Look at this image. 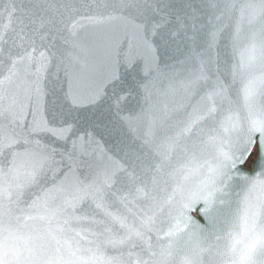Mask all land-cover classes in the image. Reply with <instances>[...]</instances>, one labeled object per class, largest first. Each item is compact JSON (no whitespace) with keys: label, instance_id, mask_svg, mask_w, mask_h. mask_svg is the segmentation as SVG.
Masks as SVG:
<instances>
[{"label":"snow or ice","instance_id":"6c2138e0","mask_svg":"<svg viewBox=\"0 0 264 264\" xmlns=\"http://www.w3.org/2000/svg\"><path fill=\"white\" fill-rule=\"evenodd\" d=\"M202 3L5 5L0 264H264V0Z\"/></svg>","mask_w":264,"mask_h":264},{"label":"water","instance_id":"95a60500","mask_svg":"<svg viewBox=\"0 0 264 264\" xmlns=\"http://www.w3.org/2000/svg\"><path fill=\"white\" fill-rule=\"evenodd\" d=\"M17 5L23 4L24 6H30V4L32 3V0H15ZM190 2L193 4L194 8H203L204 5L202 3V0H190ZM8 3H10V0H0V22H4V7L5 5H7ZM17 15H19V13H17ZM135 74H125V78L126 81L131 83L133 80ZM137 102V97L133 96L131 99V105L135 106ZM105 139L107 140L108 146H111L114 142H115V138L113 137H105ZM253 163V162H252ZM248 171L252 170V164H251V168H246ZM241 191V188L238 187L236 185L235 180L232 182V188H231V192H232V198L236 199L235 193ZM200 219V223L202 225H204L205 227H207L208 222L202 218H198Z\"/></svg>","mask_w":264,"mask_h":264},{"label":"flooded vegetation","instance_id":"af4514ba","mask_svg":"<svg viewBox=\"0 0 264 264\" xmlns=\"http://www.w3.org/2000/svg\"><path fill=\"white\" fill-rule=\"evenodd\" d=\"M251 164H252V162H249L247 165H246V168H251ZM197 218H199V217H197ZM207 226H208V224H207Z\"/></svg>","mask_w":264,"mask_h":264}]
</instances>
